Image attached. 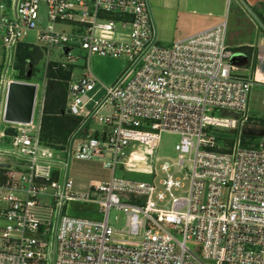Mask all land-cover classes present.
<instances>
[{
    "label": "built area",
    "instance_id": "2783aa9c",
    "mask_svg": "<svg viewBox=\"0 0 264 264\" xmlns=\"http://www.w3.org/2000/svg\"><path fill=\"white\" fill-rule=\"evenodd\" d=\"M31 33L34 40H25ZM22 46L64 69L74 70L76 49L85 52L88 69L92 56L124 57L129 65L91 111L92 98L82 99L98 81L88 73L67 82L65 114L80 117V127L91 121L64 149L42 141L41 119L37 125L34 118L31 125L5 122L0 264H264V134L242 139L245 128L264 131V115L250 117L255 80L237 74L225 23L162 46L149 0H0V122L9 85L28 82L5 74ZM54 51L64 60L51 61ZM216 111L233 116L218 118ZM95 120L100 128L90 129ZM214 129L237 138L220 147ZM165 133L180 140L158 184L115 176L124 170L156 177L148 159ZM57 149L66 160L55 159ZM136 151L146 155L144 166L132 162ZM74 158L100 162L110 180L90 183L88 193L75 191ZM70 202L97 204L103 219L69 216ZM113 208L126 215L120 231L109 224Z\"/></svg>",
    "mask_w": 264,
    "mask_h": 264
},
{
    "label": "rangeland",
    "instance_id": "374dc122",
    "mask_svg": "<svg viewBox=\"0 0 264 264\" xmlns=\"http://www.w3.org/2000/svg\"><path fill=\"white\" fill-rule=\"evenodd\" d=\"M149 2L152 15L155 20V25L158 30V40L160 45L162 46L171 45L178 40L187 38L188 36L196 34L202 30L225 23L226 44L232 49H235L233 45H235L236 42L243 41L244 39L246 40L248 34L252 29L247 18L249 17L247 11L249 10L248 12H250L251 9L245 1H240L239 3L237 2V0H149ZM242 5L245 8H248L247 11L246 9H243ZM261 32L264 33L263 27L261 29ZM25 40L33 41L34 33H31ZM259 40H264V38L261 37ZM28 49L30 51L36 50L30 47ZM255 51L256 50L254 49V52ZM241 52L246 53L247 49H244ZM60 53V51H54L50 60L57 62H61L62 60H64ZM235 54L240 53L236 51ZM247 54L250 56L252 55L249 51L247 52ZM41 55L42 56L40 57V59L37 60L34 65H32V78L28 80V82L38 85V97L34 115L35 125L39 123L43 115L42 104L44 102V96L48 85V81L46 79V71L49 66V64H47L48 59L44 57L42 53ZM74 56L78 57V60L74 64V70L72 69V75L69 80H71L72 76L78 79L89 73L98 81V85L95 90L82 99L83 103H85L90 98H92V101H89L86 107L88 111H91L94 109L96 102L101 101L105 96L106 88L111 86H109V84L107 83L108 79L115 74L116 70L119 67L123 69L121 73L122 75L123 72L127 69L129 61L124 57L115 59L92 56L88 69L85 59L86 54L84 51H82L81 49H76L74 51ZM1 61H3V51L0 50V62ZM29 64L26 67V72L23 76L19 70L16 57L14 67L7 69L5 71V74L9 78L26 80V75L29 71ZM253 94L254 98L249 108V114L252 119L258 120L259 115L264 112V96L262 95L260 87H255L253 90ZM213 116L218 118H230L233 115L230 112L224 113L221 111H216ZM96 123V120L92 121L89 128L99 129L100 127ZM7 127L8 124L3 121L0 122V131H4V129H6ZM213 134L218 138V145L220 147H225L226 145L230 146L232 144L227 138L233 140L237 138V134L226 129H214ZM249 138L256 140V137L242 136L243 140H248ZM179 140L180 137L175 134L165 133L162 135L161 144L156 152L154 159H148V164L152 165L153 169H156L157 171L156 177L140 172H126L124 170H117L115 172V176L117 178L129 179L136 182H155L156 184H158L160 180L165 177V175L161 172V166L165 162H169L170 164H172L173 160L177 157L175 146L179 142ZM134 154L138 155V157L134 158L132 156V160H141L142 164L144 165L147 160L146 155L141 153L140 151H136ZM55 159L60 161L66 160V154L63 153L61 149H57L55 151ZM56 170L60 171L61 169L57 167ZM69 173L70 177L76 180L74 190L78 191L79 193H88L90 191V183L92 185L98 186L109 181L111 178V172L105 169L100 162H87L76 160L75 158L72 159ZM177 177L183 179L184 173L178 174ZM47 192L51 193L52 190L48 189ZM47 205L49 206V208H53L54 200H48ZM66 212L69 216L72 217L85 218L90 220L103 219V214L100 213V210L95 203L84 204L81 202H70L66 206ZM44 213V215L47 214L46 212ZM109 224L116 230L120 231L124 229L126 225V215L122 211L116 210L114 208L111 209L109 214ZM4 225L5 221L0 218V228ZM188 247L192 248L193 250H196L198 248L197 244H195L194 242H189Z\"/></svg>",
    "mask_w": 264,
    "mask_h": 264
},
{
    "label": "trees",
    "instance_id": "16d2710c",
    "mask_svg": "<svg viewBox=\"0 0 264 264\" xmlns=\"http://www.w3.org/2000/svg\"><path fill=\"white\" fill-rule=\"evenodd\" d=\"M22 46L17 54V64L24 76L28 64L34 65L42 56L40 51H30ZM72 68L64 69L56 63H50L46 71L48 81L43 102L40 136L44 143L64 149L71 137L79 130L82 119L65 114L67 82ZM86 131V130H85Z\"/></svg>",
    "mask_w": 264,
    "mask_h": 264
},
{
    "label": "water",
    "instance_id": "95a60500",
    "mask_svg": "<svg viewBox=\"0 0 264 264\" xmlns=\"http://www.w3.org/2000/svg\"><path fill=\"white\" fill-rule=\"evenodd\" d=\"M243 9L246 8L242 5ZM247 11V9H246ZM249 17L252 19V21L255 23L257 32H256V38H255V45H259V39L261 37H264V33L261 32L262 26L259 23L258 20L255 19V17L251 14V12H248ZM39 15L43 18V21L41 22V25L43 28H45L48 24L47 20V8H40ZM69 50H66V53H68ZM254 53L253 61L256 60V53ZM32 64H29V71L26 75L27 80L32 78ZM37 97H38V85L31 82H12L9 85L7 98L5 102V109H4V122L8 124H22V125H31L33 123V118L35 115V108L37 103ZM91 121L89 119L86 124H84L82 127L79 128V130L74 134L72 137L71 143L77 138L85 126ZM243 134L246 136H252V137H261L264 134V131L261 129H250L245 128L243 130ZM4 167L9 168V165H4Z\"/></svg>",
    "mask_w": 264,
    "mask_h": 264
},
{
    "label": "crops",
    "instance_id": "0c3cea01",
    "mask_svg": "<svg viewBox=\"0 0 264 264\" xmlns=\"http://www.w3.org/2000/svg\"><path fill=\"white\" fill-rule=\"evenodd\" d=\"M237 2H239V0H237ZM245 2L248 4L251 11L254 13L253 14L250 11L251 14L255 17L256 20L259 21L261 26L264 28V0H249V1L245 0ZM247 18H248V21L250 22V26L252 27L251 32L248 34L246 40L244 39L243 41L236 42V44L233 45L235 47V49L233 48L234 52L238 51L240 53V54H235V56L237 57V68H238L237 74L248 76V77H253L255 80V85L253 86V90L255 87H258V88L260 87L262 95H263L264 89H263L262 84H264V40H261V41L259 40V45L258 46L255 45L257 28H256L255 23L252 21V19L249 17ZM250 36L252 40L250 39ZM248 39L251 41H249ZM244 49H247V52L249 51L252 55L251 56L248 55L247 52L246 53L241 52ZM254 49L257 51L255 62L253 61V54L255 53ZM122 71L123 69L119 67L116 70L115 74L108 79L107 83L109 84V86L113 85L116 82V80L120 77ZM253 90H252V96L250 100V106L254 98ZM261 115H264V112Z\"/></svg>",
    "mask_w": 264,
    "mask_h": 264
},
{
    "label": "bare ground",
    "instance_id": "6f19581e",
    "mask_svg": "<svg viewBox=\"0 0 264 264\" xmlns=\"http://www.w3.org/2000/svg\"><path fill=\"white\" fill-rule=\"evenodd\" d=\"M133 157H134V158H137L138 155L134 154ZM132 162L134 163L135 166H140V167H141V166H144V165L142 164L141 160H140V161H134V160H132Z\"/></svg>",
    "mask_w": 264,
    "mask_h": 264
}]
</instances>
